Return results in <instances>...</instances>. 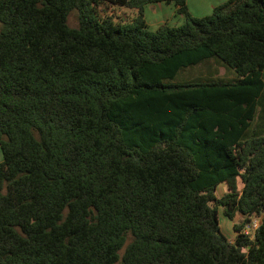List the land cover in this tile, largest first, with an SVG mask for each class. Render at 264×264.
I'll return each instance as SVG.
<instances>
[{"label": "trees", "instance_id": "trees-1", "mask_svg": "<svg viewBox=\"0 0 264 264\" xmlns=\"http://www.w3.org/2000/svg\"><path fill=\"white\" fill-rule=\"evenodd\" d=\"M263 115L264 0H0V264H264Z\"/></svg>", "mask_w": 264, "mask_h": 264}, {"label": "rangeland", "instance_id": "rangeland-1", "mask_svg": "<svg viewBox=\"0 0 264 264\" xmlns=\"http://www.w3.org/2000/svg\"><path fill=\"white\" fill-rule=\"evenodd\" d=\"M213 1H216V0H187L186 3L191 8L192 13H194L198 17L201 15L205 16L211 13L210 12L211 9H208L207 7H210L209 5ZM158 5H161L162 7H160V12L157 13L158 19L156 21L165 19L166 17L169 16V15H166L164 7L168 8L167 6H170L171 8H173L172 5H166V4H158ZM216 5H220V3ZM149 6H156V4L147 5L146 7L148 8ZM102 9L106 11L108 14L113 15L116 18L118 17L121 20L129 19L132 14L131 11L125 8H120L118 6H115L109 2H107L104 6H102ZM149 13L151 14L150 19L154 20L153 17H155V13L153 12V10L152 11L150 10ZM150 23H155V22L151 21ZM67 24L69 27H76L77 20H76L75 13H72L69 16L67 20ZM171 26H174V25H171ZM208 76L222 80V81H231L234 78V74L231 70L226 69V67L222 65L215 64L214 62H208L207 64L199 65L196 67H191L187 70L180 72L177 79L173 82H176V83L187 82V81L205 78ZM262 120L264 121V115H263ZM237 188L238 190H241L242 188V184L239 178L237 179ZM225 192H226L225 185L218 186L215 192V195L217 198H220ZM241 220H242V217L240 215H236L233 219V222L239 223ZM218 221H219L221 232L226 238H229L231 234V228L229 227V222L227 221L226 218L223 217L221 211H219V214H218ZM253 223L255 224V226H257L258 220L253 221ZM252 228H254V226ZM250 229L251 227L245 228V231H250Z\"/></svg>", "mask_w": 264, "mask_h": 264}, {"label": "crops", "instance_id": "crops-1", "mask_svg": "<svg viewBox=\"0 0 264 264\" xmlns=\"http://www.w3.org/2000/svg\"><path fill=\"white\" fill-rule=\"evenodd\" d=\"M187 1V0H186ZM223 2H225V0H216V1H213L212 3H210V7H207L208 9H211L212 10V8L213 7H215V6H217L216 4H221V3H223ZM160 7H162L161 5H158V4H156V6H149L148 8L147 7H145L144 8V11H143V15H144V19H145V22H146V24H147V27H148V29L150 30L151 28V30H153V29H156L159 25H162V24H167V25H178L179 23H181L182 22V20H181V18L179 17V19H178V17H176L175 16V14H174V10L175 9H173V8H171L170 6H167L168 8H166V7H164V9H165V13H166V15H169L168 17H166L165 19H162V20H158V21H156L157 19H158V16H157V13H159L160 12ZM187 7H188V11L190 12V14L192 15V16H194V17H197V15H195L194 13H192V11H191V8L189 7V5L187 4ZM150 10L152 11L153 10V12L155 13V17H153L154 18V20H152V19H150ZM168 11V12H167ZM211 12V11H210ZM210 14V13H209ZM208 14V15H209ZM166 15H164V16H166ZM163 16V17H164ZM206 16V15H205ZM198 17H203V15H201V16H198ZM151 21H154L155 23H150ZM174 23V24H173ZM151 27V28H150ZM223 185H225V184H220L219 186H223ZM225 187H226V185H225ZM217 190V189H216ZM227 190V189H226ZM228 222H229V227L231 228V234H230V237L229 238H227V240L229 241V242H232L233 240H234V236H235V234H234V232H233V230H232V226H233V221H229V220H227ZM235 223V222H234Z\"/></svg>", "mask_w": 264, "mask_h": 264}, {"label": "built area", "instance_id": "built-area-1", "mask_svg": "<svg viewBox=\"0 0 264 264\" xmlns=\"http://www.w3.org/2000/svg\"><path fill=\"white\" fill-rule=\"evenodd\" d=\"M253 226H254V228H252ZM252 227H251L252 229H256L257 226H255V224L253 223ZM247 232L248 231H245V233H247Z\"/></svg>", "mask_w": 264, "mask_h": 264}]
</instances>
